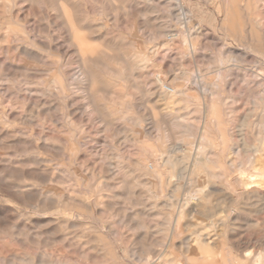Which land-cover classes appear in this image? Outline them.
Segmentation results:
<instances>
[{"label": "rangeland", "instance_id": "rangeland-1", "mask_svg": "<svg viewBox=\"0 0 264 264\" xmlns=\"http://www.w3.org/2000/svg\"><path fill=\"white\" fill-rule=\"evenodd\" d=\"M44 1L39 0L38 1L39 5L38 4L35 5V8L41 6L38 9L39 10H40V8L43 9ZM71 1H72V3H71ZM75 1L77 2L78 0H67L68 3H66V8L69 11H75L74 13H75L76 20H78L77 18L80 15L79 21L83 22V23H80L79 21L76 22L77 31L79 32V34H81V37L83 38V40L85 42H87V44H89L90 46H93L94 48H97L98 52L100 50V52L96 53L95 56L96 57L101 56L100 58H102V57H109V56L115 55V53H110L111 55L109 53H107L105 55V53L103 52V49L107 48L110 45L112 47V44H114L116 42V40L118 42V39H119V42H121V40L122 41L125 40L124 42L128 43V45H126L121 50V53H122L123 57L129 58L131 60V62L135 61L134 63H137L138 66L142 67L143 75H141L139 77V80H138L139 81L138 84L142 90L141 91L135 90L134 84H136V83H134L132 79H130L132 81L128 80L127 84H126V83H123L122 81H120L116 78H112L110 76H106L103 74H101V75L98 74L99 80L101 79L100 81L102 82V86H99L96 88V90L98 89L99 91L98 90L97 91L100 92V93L97 92L96 94H95V90L93 92H92V90L89 91L91 86L89 85L87 87V84H89L88 82H86V81L83 82V81H78V80L74 81V78H76V77H78V79L79 78L81 79L80 69H79L80 67H77V66H79L77 64H80V63H78L79 60L77 59L78 55H77L76 49L72 48L73 44L70 43L72 40L71 41L69 40L71 38L67 34L68 30L64 29L65 27L63 28L62 26H58V27L52 26L54 29L51 27L50 33H49L50 36H49V34L48 33L46 34L44 31V27H45L44 25L45 24L40 23V22L38 23L32 17L28 18L27 21L25 22V24L23 22V25L25 26V30H26V32H28V34L30 33L29 35L31 36L32 41L39 43V45L42 42L44 44V46L46 45V47L48 46L49 49H52L53 54H51V55L48 54L46 56V57H48V59L46 57H45L46 59L42 58L44 60L41 59V63H39L40 68L42 67V69L44 68V70H48V68L50 67L49 70L50 69L54 70V66L52 65L53 60L50 61L51 59H53V55H54V59L56 58V56H58V58H60L59 56H62L61 59H63V57H64V59L62 61H64V60L65 61L63 62L62 67H61V72L63 75L62 74L61 75L55 74L54 77L50 76V80H52V78L53 79L59 78L58 79L59 81L61 80V82H63V83L65 81V83L63 84V85H65L64 88H65V90L68 89V90H66L65 93H63L61 89H58V88H60L58 84H54L55 86L51 87L50 89H49V87L45 88L43 86L45 84L44 81H46V80L49 81V79H48L49 77H47L49 75H47V76H46V74L45 75H38L34 79L31 80V79H27L26 77H23V76L14 75L12 71H9L10 70L9 68L12 66L28 67V66H30V64H31V66H33V63H30L31 61L28 62V58L25 57L22 53H20L19 44H17L19 42H17L18 39L16 37L11 38L9 41L10 44L12 42H14V40L16 41V42L11 44L12 49L9 51V54L6 53L7 52L6 47L8 45L5 44V45L1 46V49H0V117H1L0 118L1 119L0 120V127L4 128L3 127V125H4L5 126V128H4L5 132H2V135H0V141H1L0 142V149L3 148L0 150V174H1L0 178L2 179V181L0 179V264H34V263L35 264H43L45 262L47 264H49V263L50 264H52V263L53 264H141V262L144 261L143 258H145V261L142 264H146V263L147 264H162L163 262L161 263L160 260L155 258V257H158L156 255V253L158 255H162L163 259L166 257L170 258V260H172V264H179L180 263L179 260L183 261V259H184L183 257H185V256H186L184 259L185 261H183L182 264H184V262L185 263L188 262V260L190 262V261H192L193 256L191 257L188 253H184L183 251H181L179 249L180 245L182 243L181 242L182 238L188 237L190 235L192 236L193 234L195 235L196 233L200 234L201 232L203 233V235H205L204 232L208 229V227L205 225H207L208 222L202 223L204 221V219L202 217H197V218L188 219V220L186 219V221L185 220L183 221L184 223L186 222L185 223L186 225L193 223L194 226L191 227L192 230H191V228H189L186 231H184V233L182 235L179 234V232L175 226L176 221H177V215L175 214L176 213V210H175L176 205L175 204H177L179 200H182L185 195H184V191H181V193L178 195V197H174V195L172 193L173 192L172 185L170 187L167 185L168 187H166L165 190H163L161 188L156 172L160 170V172H162V173H165V172L169 173V171L171 170V169H169V167H165V168L160 167L159 163L161 162L160 161L161 152L167 153L166 151H169L171 149V147H173L176 144L177 141L181 140V148H180V151L177 152V154H178L177 157H183L184 156L183 154H185L189 151L192 142H193V144L199 145L201 143L200 138H201L202 133L204 131L203 126L205 125L206 122L210 123V120H209L210 118L206 114V111H207L206 107L209 106V104L210 105L213 104L219 109L223 108L222 110H224V109L230 110V109L236 108L237 115L234 118V120L229 122L230 123L229 125H228L227 121H224V125H226V123H227L226 128L229 129V136H228L229 142L232 140L230 142V144L234 145L235 147L237 145L241 144V138L239 137V134L237 133V126L240 125L238 122L239 117H240V115H242L246 111H247L246 113H248L252 109V105L247 104L248 105L247 106L244 103V101H246V100H244L245 99V93L244 92L246 91L245 86L247 85V82L244 81L245 86L243 85L244 82L243 83L237 82V78H235V77H237L239 71H236L235 68H230V69H228L230 73H228L227 68H224V70H223V68L217 69V67L214 66L215 64H214L213 60L218 59L222 55V52L226 51L225 50L226 45H227V48H229L228 50L231 49L233 51H236L235 53H237V56H239V54L242 55L244 58L246 56L245 61H249V62H247L249 66L251 64L250 63L251 60L254 58L252 60L251 66H256V68L253 69V71H255V72L252 73L253 76L251 73L249 75L252 76L250 78L251 79L253 78V81L256 80V83L260 79V81H259V84H261L260 91L261 92H262V90L264 91V87H262V86H264L263 79L260 77L259 78L256 77L257 76L256 73H263L264 74V52L261 53L262 54L261 55V54L255 53L252 49H247L244 47L245 45L249 44L250 46H248V45L247 46L250 48L256 42L257 45H255V46H261L264 48V24H263L264 23V8L261 7V8L256 9L254 7L256 1H258V0H252V1H250V0H244V1L243 0H180L179 5H175V3H173V2H172V5H170L171 2L168 0H163L164 2L162 0H126V1L124 0V4L122 3L123 0H119V5L117 3V13H116V15L113 14L114 15L113 16V15H108L110 12V9H111L108 6V4H106V5L101 4L97 0H91L92 1L91 3L90 2L88 3V1H86V0L85 1L79 0V2H78L80 4L79 5L78 3L76 4ZM81 1H83L84 4L80 3ZM132 1H135V3L133 2L134 5H133ZM248 1H250V2L248 3ZM253 1H255V2L253 3ZM20 2H22V1L19 0L18 3H20ZM126 2H129L128 3L129 5ZM243 2H244V5H243ZM85 3H86V5H89V6H86ZM73 4H74V6H72ZM81 4H83L84 6ZM94 4L98 5L95 7H96V9L99 7V9H101L102 13L100 12L99 9L96 10L94 6H91ZM137 4H138V6H137ZM250 4L251 5L254 4V5L250 6ZM78 5H79V7H78ZM224 5H226L225 8H224ZM238 5L240 8L238 7ZM240 5H242V6H240ZM257 5H259V3ZM163 6H165L166 8ZM259 6H261V4ZM259 6H257V7H259ZM81 7H82V9L86 8V9H83L86 12H84L81 9ZM93 7H94V10H93ZM134 7L137 9V11L139 13L135 10ZM139 7L142 9L139 10ZM175 7H176V9H175ZM249 7L251 10L246 9ZM69 8H71V9L74 8V9L70 10ZM107 8L108 9L110 8V9L107 10ZM145 8H146V10H145ZM170 8H172V9H170ZM173 8L175 11L173 10ZM253 8H254V10H253ZM14 9H13L14 11L12 12V10L10 11L9 8H7V7H4V8L1 7L0 18L4 19L5 22L7 23L8 18H9L8 22L13 21V20L16 21L17 20L16 17L19 16L20 21H22V18L24 16L28 15V11L31 9V7H29L28 5H26V6L18 5L17 8L15 7ZM24 9H26V10H24ZM77 9L79 11L76 12ZM132 9L135 12L132 11ZM149 9H150V13H149ZM178 9H180V10H178ZM16 11H20V12L17 13ZM94 11L96 12V14H92ZM182 11L185 13V15H187L186 21L184 19L177 18L178 15H180L182 13ZM249 11H251V12H249ZM129 12L132 13V16H133V13L136 15L131 17L133 19L128 21V20H126L128 18V16L126 17V13H129ZM141 12L145 13L146 15L142 14ZM233 12H234V14H236V17L238 19L237 24H235V26L233 27V30L235 29L234 30L235 31L234 36L237 34L239 35V32H240L241 35L243 34L242 38L240 35H239L240 36L239 38H236V36L234 37V36L228 35L225 28L222 27L223 21L226 17L225 15H227V13L233 14ZM243 12H244V14H242V16H243L242 17L241 13H243ZM77 13H79V15ZM103 13H104L103 16L100 15ZM173 13L178 14V15H174ZM11 14L14 18L11 16ZM17 14H20V15H17ZM81 14H82V16H81ZM121 14H123V16H121ZM83 15L86 17H89L90 15L91 16L87 19ZM117 15H119V16H117ZM246 15L249 16L251 19H249V17H247ZM110 16H111V18H110ZM255 16L256 17L259 16L261 18L260 20L261 21L263 20V22L258 23V25H260V26L262 25L261 27L260 26L258 27V25L256 27L257 23H255L252 20V19H254ZM84 18H85V20H84ZM98 18H99V20H98ZM134 18H136L137 23H136V21H132V20H135ZM81 19H82V21H81ZM89 19H90V21H89ZM123 19H125V21ZM93 20H95V21H93ZM15 21H14V23H15ZM127 21L129 23H127ZM130 21L134 22V25L132 23H130ZM180 21H182V22H180ZM248 21H249V23H248ZM78 22L80 23L79 24L80 26H84V27L80 28V26L78 25ZM91 22L93 25H90ZM95 22L97 24H95ZM165 22H167V23H165ZM252 22H254L253 25L255 27L252 24H251L252 26L250 25V23H252ZM135 23H136L137 28H135ZM37 24L38 25L40 24L39 26H41V25L42 26L39 28V26ZM246 24L251 26L249 28L251 30V33H252L250 35V36H252V37H250L251 39H249V33H250L249 32L250 30L248 29L249 26L248 25L246 26ZM26 25H27V27H26ZM158 25H160V26H158ZM87 26H88V28H86ZM93 26H95V27H93ZM147 26L151 30L149 29V31H147L148 30ZM162 26L164 28H159V29L157 28V27H162ZM166 26H167V28H165ZM174 26H175V28H174ZM90 27L93 29H91ZM140 27L143 30H141ZM102 28H104L106 30H104ZM133 28L135 29V31ZM156 28L158 30L157 32L154 31ZM236 28L238 29L237 31H236ZM252 28H253V30H252ZM260 28H261V30H260ZM56 29H58V30L61 29L63 31L59 30V32H58V30H56ZM95 29L96 30L101 29V30H99L97 36L96 35L94 36V33L96 34ZM107 29L108 30L110 29L113 33L110 30L108 31ZM197 29H199V30H197ZM179 30H181V31H179ZM144 31H146V33ZM171 31H173V33H175V34H173ZM199 31H200V33H199ZM38 32H40V33H38ZM51 32H54V33H51ZM161 32L163 35L161 34ZM255 32L258 33V35H256ZM31 33L33 35H31ZM114 33L116 35L112 36V38L117 37L116 39L110 38L111 36L108 37V35H111V34L113 35ZM118 33H119L120 37H119ZM134 33H136L138 35H135ZM168 33H170V35ZM176 33L179 35H177ZM183 33L186 34L185 36H187V35L190 36V37L189 36L187 37V38H189L187 40L189 41V43L191 45L189 43H187L188 44L187 45L186 42L183 40ZM187 33H189V34H187ZM205 33L206 34L208 33V35H206ZM37 34H39V35L37 36ZM91 34H93V35L91 36ZM139 34H140V36H139ZM153 34H155V35H153ZM172 34H173V36H175V35H177V36L175 38H173L171 41V39H169L168 36H171ZM105 35H107V37L109 38V41L107 40L108 38H106L107 41L104 39V37H106ZM160 36H164V38H160ZM197 36H199V39ZM206 36H208V37L206 38ZM259 36L261 37V39ZM38 37H41V38H38ZM42 37L44 38L43 40H42ZM54 37L57 39H55ZM96 37H98V38L96 39ZM254 37L256 39L258 37L259 41H255L256 39ZM92 38L94 39V41ZM127 38H128V40H127ZM159 38L161 40L163 39L162 43H160L161 41ZM34 39H36V40H34ZM90 39H92V40H90ZM98 39H99V41L102 39V40H105L106 42L101 41L99 43V41H96ZM110 39H111V41H110ZM210 39H213L214 41H212ZM238 39H239V43H238V41H235ZM246 40L248 42H246ZM249 40H251V41H249ZM128 41H130L133 46H136V48L137 47H139V48L136 49ZM151 41H153V42H151ZM168 41H169V43H167ZM211 41H212V43H211ZM243 41H244V44H243L244 46L242 45ZM102 42H104V43L102 44ZM142 42L144 44H142ZM206 42L208 45L206 44ZM106 43L108 45L107 47H106ZM109 43H111V44L109 45ZM155 43H157V44L155 45ZM209 43L211 46L209 45ZM49 44H50V46H49ZM136 44H139V46H137ZM167 44H170L171 47H167V46H169ZM62 45L64 48L62 47ZM140 45H141V47H140ZM154 45L158 46V47L161 46V47L156 48ZM221 45L222 46L224 45L225 48H223ZM127 46H129L128 48H132V49H127ZM164 46H166V47H164ZM219 46L221 48H219ZM199 47H201V48H199ZM133 48H135V49H133ZM140 48H142V49H140ZM193 48L195 50H193ZM238 48L240 49V51ZM148 49H151V50H148ZM131 50H133L134 53L131 52ZM153 50H154V52H153ZM192 50L194 52L198 51L196 53V56ZM100 53L103 56L100 55ZM253 53H255V54H253ZM137 54H138V56H136ZM192 54H194V55H192ZM134 56H135V59H133ZM138 57L139 58L143 57V58H142V60L139 59L137 61L136 59H138ZM202 57L203 58L204 57H207V58L210 57V58L208 59L209 61H207V58H204L205 60H201V59H203ZM257 57H258V59H257ZM190 59L193 61H191ZM210 59L212 62L210 61ZM256 60H258V62L261 61L260 62L261 64L263 63L262 65L259 64L262 67H260L258 65V62ZM200 61H202V63H200ZM47 63L51 66L47 65ZM141 63H143V64H141ZM189 63L192 66H190ZM210 63L211 64L213 63L214 65L213 64L211 65ZM9 64H10V66H8ZM64 64H66V65H64ZM205 64H208V66L207 65L205 66ZM201 65H202V67H201ZM203 65L207 69L211 68L212 71L211 70L208 71L206 68L203 67ZM212 66H213V68H212ZM45 67L46 68L48 67V68L46 69ZM166 67L169 68L168 71H167ZM171 68H172V70H171ZM205 69L208 71L209 77L206 76L207 71ZM173 70L178 75L179 85H181L183 89L185 88L184 89L186 91L185 93H187L186 97L182 100V102H180L178 104H170L168 106H166V105L162 106L163 103L162 104L160 103V105H159V103L157 101H155L156 100L155 98H157V95H155V94H157L156 90L160 89V88L162 89V86H163L162 84H164L165 86L167 85L166 87H170V88L175 86V84L171 83V76H169L170 71L172 72ZM218 70H219V72L220 71L221 72L219 73ZM205 71H206V73L204 74ZM210 71L211 72L215 71V73H212L213 75L209 74ZM187 72L191 75V77L189 74L187 75ZM190 72H192V73H190ZM196 72H197V74H196ZM202 72H203L204 76H206V77H204L203 80L200 79L201 80L200 81L198 76ZM232 72L234 74L233 76H235V77L232 76ZM242 72L243 73L239 72V73H241L239 75H242L243 77L248 74L246 71H242ZM161 73L163 74V76L161 75ZM216 73H218V74H216ZM9 74H11V75H9ZM49 74L52 75L51 73H49ZM164 74H165V76H164ZM215 75H216V77H215L216 79L213 78ZM218 75L219 76L222 75V76L219 77ZM43 76H44V78H42ZM73 76H75V77H73ZM167 76L169 77L170 80L169 79L167 80V78H168ZM210 76H211V78H210ZM102 77H104V78H102ZM61 78H64V79H61ZM205 78L206 79L208 78V79L206 80ZM162 80H165V81H162ZM181 80H182V82H180ZM186 80H188V83L186 82ZM204 80H206L208 83L205 82ZM40 82H42L43 85H41ZM75 82H76V84H75ZM156 82H158V83H156ZM168 82H170V83H168ZM185 82H186L187 87L185 86ZM229 82H232V83H229ZM260 82H263V83H260ZM114 83H115V85H114ZM239 83L241 86L239 85ZM156 84H158V86ZM203 84H205V85H203ZM120 85H122V86L124 85V86L122 87ZM125 85L128 88H126ZM133 85H134V87H133ZM159 86H160V88H159ZM54 87H56V88H54ZM79 87H82V88H79ZM83 87H86V89ZM235 87H237V88H235ZM44 88L46 89L45 93L41 92L44 90ZM51 89H52V91H51ZM83 89H84V91H83ZM16 90H18V91H16ZM24 90H26V91H24ZM49 90L52 93L53 92L56 93L58 91V93H56L58 95H56L55 93H54L55 95L51 94V92H49ZM59 91H61V93ZM260 91L258 90L257 93L258 92L260 93ZM47 92H49V93L46 94ZM110 92H111V95H110ZM153 92L155 94H153ZM232 92H233V94H232ZM241 92H242V95H241ZM40 93H41V95H40ZM87 93L90 95H88ZM257 93H254V94H256L255 98L257 97V99H258L260 97V95ZM42 94L43 95L46 94L45 97ZM60 94H61V96H60ZM97 94L100 97L98 96V98H97L96 97ZM144 94H145V96H144ZM52 95H53V98H52ZM196 95H199L201 97L200 104H201L203 112H200V113L194 112L196 110L195 108L200 106V104L197 100L194 101L195 100L194 96H196ZM230 95H233V96H230ZM243 95H244V97H243ZM55 96H57V97H55ZM90 96H91V98L92 97L93 98L90 99ZM224 97H226V98H224ZM235 97H236V99L238 97V99L240 101L238 99H237L238 101L235 100ZM29 98H30V101L27 102L26 100L27 99L29 100ZM38 98L41 100V102L45 101V100L48 102H52V101H55V99H56V101H57V99L61 100V101L57 102L58 104H55V106H54L55 108H53V107L51 108L50 105H45L46 106V109H45L44 108L45 106L40 107L41 103H40V100ZM227 98L230 99L231 101L228 100ZM242 98L244 101L243 100L241 101ZM36 99H37V103H39L38 104L39 106H38V109L36 110V112H39V115H35L33 117L34 119L32 118L33 120L28 119L29 120L28 121L26 119L31 114L30 112H31L32 108H34V109L37 108V106H36L37 103L34 102V100L36 101ZM18 101L20 102V104ZM150 101H151V104H150ZM240 102H241V105H238V103H240ZM33 103H35V105ZM89 104H91V105H89ZM183 104L184 105L186 104V106H183ZM95 105L99 107L100 111H104V108L106 106L111 107L112 111H114V113H115L114 117L108 118L107 120H105L101 116L98 117L99 111L97 112L95 110ZM173 105H174V107H173ZM47 106L49 109H47ZM150 106H153V107H151L152 111L154 113V114L152 113L153 118L150 117L151 116L150 113L152 112V111H150L151 110ZM155 106H156V108H155ZM187 106L190 107L188 111H187V109H188ZM169 107L171 110L169 109ZM183 107L186 108L185 114H184V112H185L184 110L183 111L180 110V108H183ZM41 108L43 109L45 115L43 113H41L42 112ZM50 108L52 110H54L52 114H50L49 112L47 113V111H46V110L52 111V110H50ZM92 108H94V109L92 110ZM143 108H145V109H143ZM159 108L163 111V113ZM173 108H174V110H172ZM237 108H239V109H237ZM177 109H179L180 112L178 111L176 113ZM56 110H57V115L55 113ZM146 110H147V112H146ZM166 110H167V112H166ZM26 111L28 113H26ZM189 111H190V113H189ZM173 112H174V114H173ZM46 113L48 116H46ZM95 113H97V114L95 115ZM159 113H160V115H159ZM164 113H165V115L167 114V116H169L168 119H170V120H172V117H175L174 116L175 113L177 114L176 117H179L181 115H186V117H187L186 124L188 123L190 125L191 129L194 125L192 131H190V132L188 131L187 132L188 134H184L182 129L176 131L177 127H178V129H180V125H178V126L175 125L176 128L174 127V129L172 127H170V130L168 129V132L162 131L163 129L161 131L158 130L157 125L154 124V122L157 121V119L160 120L161 114L164 115ZM171 113L173 114V116ZM24 114H25V116H23ZM188 114H190V115L192 114V115L190 116ZM50 115H52V116H50ZM56 116H57V118H56ZM124 116H126V117H124ZM157 116H158V118H157ZM237 117H238V120H237ZM60 118H63L62 119L63 121L59 122V120H61ZM37 119H39V120L37 121ZM66 119H67V121H66ZM81 119H82V121H81ZM30 120L33 121L31 124H30V122H31ZM151 120L154 122L152 123ZM67 122L70 123V125ZM177 122L181 123L180 120H178ZM232 122H233V124H232ZM104 123L106 125H103ZM6 125H7V128H6ZM71 125H73V126H71ZM153 125H155V126H153ZM216 126H217V124H211L210 128L213 127L211 129L212 130L211 134H212L213 130L216 131V132L214 131L215 133L213 132L214 135L213 134L211 135V139L212 138L215 139V140L214 139H212V140L215 143V152H218L219 150L222 149V139L220 137V134L218 133ZM120 129H121V131H120ZM145 129H146V131H145ZM104 130H105V132H104ZM147 130H150L151 132L152 131L153 132L151 133L150 131H147ZM193 130L195 132L196 131L197 132L195 133V132H193ZM7 131L10 133H7ZM181 132L183 135L181 134ZM192 132L195 134H193ZM163 133H164V135H163ZM169 133H171V134L173 133V135H171ZM175 133L178 134V136L176 135L177 141L175 140L176 139L175 135H174ZM189 133L191 135L193 134V136L190 135L191 137H189ZM215 134H217L216 135L217 137L215 136ZM163 136L166 139L163 138ZM172 136L175 139H172ZM246 136L248 138L247 140L245 139L246 142H248V143L251 142L250 144L254 143L253 142L254 139H253V137L251 138L250 134H248ZM193 137H195V138H193ZM238 137L240 139H238ZM157 139H159V140H157ZM160 139H161V141H160ZM150 140H152V141H150ZM182 140H184V142H182ZM186 140H187V142H186ZM66 141L67 142L69 141V142L67 143ZM27 142H28V144H27ZM165 142H166V145H165L164 149H162L160 146H162V145L164 146ZM17 143L19 145H16ZM31 143H32V145H31ZM65 143H66V145H65ZM35 145H36V147H35ZM166 146L168 148H166ZM25 147L30 152L26 151ZM157 147H158V149H157ZM65 148L66 149L68 148L67 151H65L66 150ZM153 148H155L156 150ZM32 149L33 150L36 149V151H32ZM58 150H61V151L58 152ZM24 153L26 154V156L23 155ZM217 154H219V155L217 156ZM217 154L206 153V156L209 157L210 160H212V161H216L217 163H221L220 165L217 164V165L213 166V169L216 170V171H214V173L216 174V172L219 171V173L216 174L217 176H219L221 174L220 166L225 167L226 165H225V159L221 160V158H225V156H223V154H221V153H217ZM3 155H5V156L3 157ZM27 155H29L31 158L30 157L28 158ZM212 155H214V156H212ZM16 156H17V158H16ZM18 156H21V157H18ZM33 156H37V157H33ZM59 156H61V157H59ZM20 158L22 159L21 162H19V160H21ZM6 159H7V161H6ZM17 159H19V160H17ZM25 159H26V161H24ZM29 159H32V160H29ZM236 159L239 160L238 158L235 157L233 162L236 161ZM34 160H37L39 162L41 161V162L38 163V162H35ZM135 162L136 163L140 162V163H138L139 166L135 165ZM29 163H31V164H29ZM34 163H36V164L34 165ZM24 164L25 165L27 164V165L24 167L23 166ZM38 164H39V166H38ZM40 164H41V166H40ZM148 164H149V169H152L150 171L148 168L147 169L144 168L145 166L148 167ZM188 164L191 165L190 160L187 161V163L185 165V169L188 166H190ZM234 164L236 165L237 161ZM16 165H18V167H16ZM20 165H22V166H20ZM28 165L29 166L32 165L33 167H29ZM140 165H142V167ZM157 167H159V168H157ZM31 168H32V170H31ZM45 168H47V169H45ZM50 168H52V169H50ZM126 168H127V170H126ZM20 170H23L26 173H28L31 170L29 172L30 178L26 179L25 184L29 185L28 183L31 182L30 187H32V188L29 187V192L31 190L32 193H29V196L26 197L25 201L23 198L20 197L19 194H17L15 191L9 189L10 188V182H15V180H16V177L10 178L11 177V176H9L10 173L16 174L17 177H20V175L18 174V172H20ZM129 170H132V173H127ZM45 171H46V173H45ZM105 171H107V172H105ZM138 171H139V173H138ZM143 171H144V173H143ZM152 171H153V173H152ZM47 172H48V174H47ZM50 172L53 173L52 174L53 177H52V175H49ZM136 172H137V174H136ZM168 173H165L164 175H167ZM5 174H6V176H5ZM123 174L126 176H124ZM228 174H229V172H228ZM120 175L121 176L123 175L124 177L123 176L121 177ZM144 175H146L147 177ZM150 175H152V176L155 175V177L154 176L151 177ZM234 175L235 174L233 173V174H230L228 176H234ZM129 176H130V178H128ZM140 176H142V177H140ZM59 177H60V179H59ZM104 177L105 178L107 177L108 179L107 178H106L107 180L103 179ZM109 177L112 181L109 179ZM143 177H146V178H143ZM39 178H40V181L38 182ZM62 178H64V179H62ZM120 178H124V179L127 178L128 180L127 179L124 180V179H120ZM150 178L155 179V181L154 180L152 181ZM167 178H168L167 181H169V183H170V181H171L170 178L169 177H167ZM118 179H120V181ZM6 180H7V182H6ZM116 180H118V181H116ZM134 180L137 181L139 184L137 182H135ZM144 180H145V182H144ZM225 180L226 179L224 177L219 176L218 178L211 179L210 182L211 183H217L218 185H222L224 188ZM103 181L104 182L106 181L107 184H109V185H107L106 182L104 183ZM123 181L125 182L126 185L125 184L123 185V183H122ZM19 182H21V181H19ZM115 182H119V184H117ZM153 182L154 183L157 182L158 184L157 183L154 184ZM147 184H148V188H147ZM130 185H132L134 187V188L132 187L133 188L132 190L134 191L133 193H131L132 192L131 189H130L131 192L129 190H125L127 188H131ZM126 186H128V187H126ZM226 187L227 186H225V188ZM36 188H37V190H36ZM237 188H240V187H237ZM32 189H34V190H32ZM45 189L48 190V193ZM117 189H119V190H117ZM49 190H52L53 192L49 191ZM54 190L55 191L57 190L56 195L55 194L53 195V193H55ZM226 190H228V192L226 191L228 197H230V195H231V198L234 197L235 200H236V198H238V196L235 193H232V192H234V191H232V189L227 187ZM39 191L44 192L46 194V196H47V194L50 193V195H48V196H53V197H55V199L56 198L59 199L58 201H60V202H59V204L57 203L58 206L56 204H53L54 202L51 203V201L49 200L51 205H53L54 207L53 206L51 207L50 203L47 201V204L44 207L45 209H40V210L37 209L38 208L37 207L38 197L37 196L34 197V195H37V193ZM127 191H129V192H127ZM238 191L241 192L242 189L240 188V189H238ZM128 193H130V194L128 195ZM228 193H229V195H228ZM57 194L58 195L60 194V195L58 196ZM99 194L104 196V197H102L104 200L101 198V195H99ZM138 194L141 197H139ZM135 195H138V196H135ZM219 195H221V196H219ZM162 196H163V198H162ZM222 196H223L222 194H218V196H215L214 199H212V200L214 202L213 204H216V205H213L210 203V206L211 207H212V205H213V207L217 206V203H219L221 201L220 200L221 198H218V197H222ZM95 197L98 199H96ZM157 197L158 198L160 197V198L158 199ZM130 198H132V199H130ZM18 199H19V201H18ZM70 199H72V200L70 201ZM99 199H101L100 203L98 202ZM175 199H177V200H175ZM21 200L23 203L20 202ZM146 201H147V203H146ZM168 201H169V204H167ZM62 202L65 204V206ZM240 202L241 201H238L237 204H235V205L233 204L234 210L239 211L243 207V206H239ZM60 204H61V206H59ZM34 205H35V207H34ZM164 205H165V207H164ZM170 205H172V206H170ZM173 205H175V206H173ZM138 206H140V207H138ZM56 207H58V208H56ZM51 208H53V209H51ZM91 208H92V210H91ZM56 209H57V211H56ZM246 209H249V208H246ZM67 210H68V213L66 212ZM145 212H146V214H145ZM240 212H241V210H240ZM12 213H14V214H12ZM20 213H22V214H20ZM137 213H138L139 217L135 216V215H137ZM9 214H10V216H9ZM246 214H247L246 212H241L242 220H240L239 222L237 221L238 216L233 217L234 215H232L233 218H231V220H229L230 225L231 224H237L238 227H241V225L243 224L242 226L244 228L240 229L238 231V233L235 232V234L234 233L219 234V233H215L213 229L211 230V228L208 230V232H207L208 234L206 233V236H211V234H214V233H215V235L219 234V236H221L223 238H225L226 236H230V238L229 237H226L225 239L222 238L223 240H225L224 248L230 249L232 252V255L234 257H236L238 260L244 259V254H245L244 251H246L249 246L250 247L254 246V243H255L254 241L257 239V236H255L253 233H251V231L247 230L248 231L247 232L248 234H247L246 230H244V229H246V224H247L246 218L249 220L253 218V215H250V214L246 215ZM174 215H176V216H174ZM243 215H245L246 217L243 218ZM135 217H137V218H135ZM217 217L219 219L216 218L217 220H215V221L219 222V220L223 219L221 216H217ZM56 220L58 221V223ZM136 220H138V221H136ZM194 220H195V223H194ZM196 224H198V225H196ZM202 224H205V225L203 226ZM64 225H66V227H64ZM202 227H203V229H202ZM171 233L173 234V236ZM239 233H241V234L239 235ZM243 235H244V237H243ZM231 236H232V238H231ZM239 236H241V237H239ZM249 236H251V237L249 238ZM173 237H175V238H173ZM212 237H216V236L213 235ZM236 238L243 239V240H239ZM65 239H66V241H65ZM89 239H91L92 241L90 240V242H89ZM173 239L174 240L176 239L175 240L176 242ZM227 239L230 241H228ZM228 242L233 243V245L236 248L235 247L233 248V245H230V243H228ZM84 245H86V246H84ZM244 245L247 248L244 247ZM170 247H171V250H169ZM95 248H97L98 250L97 249L95 250ZM244 248H245V250H244ZM163 249H165L166 251ZM160 251L161 252L163 251L162 254ZM234 251H235V253H234ZM158 252H160V253H158ZM176 253H177V255H176ZM241 253H242V255H241ZM172 254H173V256H172ZM178 254L181 256H179ZM183 254H185V255H183ZM14 257H16V258H14ZM172 257H176L175 260ZM148 258H149V260H148ZM43 259L46 261H43ZM140 259H142L143 261ZM177 259H179V260H177ZM186 259H188V260H186ZM42 261H43V263H41Z\"/></svg>", "mask_w": 264, "mask_h": 264}, {"label": "bare ground", "instance_id": "bare-ground-1", "mask_svg": "<svg viewBox=\"0 0 264 264\" xmlns=\"http://www.w3.org/2000/svg\"><path fill=\"white\" fill-rule=\"evenodd\" d=\"M18 1L19 0H0V9H1V7H7V8H9V10L11 11L12 10V12L15 10L14 8L16 7L17 8V6L18 5H24V6H26V5H28L29 7H31V9L28 11V15H26V16H24L23 18H22V21H20V17L18 16V17H16V21L15 20H13V21H10V22H8V20H9V18H8V20H7V23L5 22V20L4 19H1L0 18V49H1V46L2 45H5V44H7L8 46L6 47L7 48V52L6 53H8L9 54V51L12 49L11 48V44L12 43H14V42H16L15 40H14V42H12L11 44H10V39L11 38H17L16 40H17V42H19V43H17V44H19V51H20V53H22L25 57H27L28 58V62L29 61H31L30 63H33V66H31V64H30V66H28V67H25V66H12V67H10L9 69V71H12L13 72V74L14 75H19V76H23V77H26L27 79H34L36 76H38V75H45L46 74V76L47 75H49V76H47V77H49L48 79H49V81L48 80H46V81H44L45 82V84L43 85L42 84V82H40V84L41 85H43L45 88L46 87H49V89L51 88V87H53V86H55L54 84H58L59 85V87L60 88H58V89H61L62 90V92L63 93H65L66 92V90H68V89H66L65 90V88H64V86L65 85H63L64 83H65V81H64V83L63 82H61V80L59 81L57 78L56 79H53L52 78V80H50V76H52V77H54L55 76V74H62V72H61V67H62V64H63V62L65 61H62L63 59H64V57H63V59H61V57L62 56H59L60 58H58V56H56V58L54 59V55H53V59H51L50 61H52V65L54 66V70H49V68H48V70H44V68L42 69V67L40 68L39 67V63H41V59L42 58H45L48 54H53V52H52V49H49L48 48V46L46 47V45L44 46V44L41 42L40 43V45H39V43H36V42H34V41H32L31 40V36L28 34V32H26V30H25V26L23 25V22H24V24H25V22L27 21V19L28 18H30V17H32L33 19H35L38 23L40 22V23H43V24H45L44 26V31H45V33L47 34H49L50 33V29H51V27L52 26H62L64 29H66V30H68V32H67V34H68V36H70V38L71 39H69L71 42L70 43H72L73 44V46H72V48H74V49H76V52H77V55H78V60H79V62L78 63H80V64H77V65H79V66H77V67H80L79 69H80V76H81V79L79 80L78 79V77H76V78H74V81L75 80H78V81H83V82H88L89 84H87V87L90 85L91 87H90V90L89 91H91L92 90V92L95 90V94L99 91L98 89V91L96 90V88L97 87H99V86H102V82L99 80V77H98V74H103V75H106V76H110V77H112V78H116V79H118V80H120V81H122L123 83H126L127 84V81L128 80H130V79H132L133 80V82L134 83H136V84H134L135 85V87H134V85H133V87L135 88V90H138V91H141L142 89L140 88V86H139V84H138V80H139V77L141 76V75H143V71H142V67L141 66H138V64L137 63H134V62H131V60L129 59V58H127V57H123V55H122V53H121V50L126 46V45H128V43H126V42H124V41H122L121 40V42H119V39H118V42H117V40H116V42L114 43V44H112V47H111V43H109V45L110 46H108L107 45V43H106V47L107 48H105V49H103V52L105 53V55L107 54V53H115V55H113V56H109V57H102V58H100V57H96L95 56V54L96 53H99L100 52V50H99V52L97 51L98 49L97 48H94L93 46H90L89 44H87V42H85L84 40H83V38L81 37V34H79V32L77 31V27H76V22L77 21H79V13H77L79 16H78V20H76V18H75V11H69V10H67V8H66V3H68L67 2V0H43L44 1V6H43V9L42 8H40V10L38 9L39 7H41V6H39V7H36L35 8V5H39V3H38V1L39 0H21L22 2H20V3H18ZM83 1H85V0H83ZM83 1H81L80 3H83ZM86 1H88V3L90 2H92L91 0H86ZM98 2H100L101 4H108V6L111 8H109L110 9V12H109V14L108 15H113V14H115L116 15V13H117V3H118V5H119V0L117 1V0H97ZM126 1V0H125ZM163 1V0H162ZM168 1H170L169 3H170V5H172V2L173 3H175V5H179L180 4V0H168ZM244 1V0H243ZM250 1H252V0H250ZM250 1H248V3L250 2ZM76 2V1H75ZM79 2V0L76 2V4ZM135 3V1H132V3ZM164 2V1H163ZM255 1H253V3H254ZM27 3V4H26ZM71 3H72V1H71ZM123 4H124V0H123V2H122ZM127 4L129 3V2H126ZM134 3H133V5H134ZM182 3V2H181ZM247 3V4H248ZM259 3V5L261 4V6H259V5H257ZM26 4V5H25ZM79 4V3H78ZM84 4V3H83ZM83 4H81V5H83ZM93 4V3H92ZM96 4V3H95ZM91 5V6H98V5ZM142 4V3H141ZM167 4V3H166ZM246 4V5H247ZM80 5V4H79ZM79 5H78V7H79ZM85 5H86V3H85ZM129 5V4H128ZM169 5V6H170ZM243 5H244V2H243ZM249 5V4H248ZM247 5V6H248ZM254 5V4H253ZM253 5H251L250 4V6H253ZM68 6V5H67ZM72 6H74V4L72 5ZM84 6V5H83ZM86 6H89V5H86ZM124 6V5H123ZM127 6V5H126ZM137 6H138V4H137ZM140 6V5H139ZM240 6H242V5H240ZM257 6H259V7H257ZM94 7H93V10H94ZM142 7V6H141ZM163 7H165V6H163ZM168 7V6H167ZM179 7V6H178ZM226 7V5H224V8ZM238 7H239V5H238ZM244 7V6H243ZM254 7L257 9V8H261V7H263L264 8V0H258V1H256V3H255V5H254ZM125 8V7H124ZM127 8V7H126ZM129 8V7H128ZM135 8V7H134ZM133 8V9H134ZM166 8V7H165ZM232 8V7H231ZM240 8V7H239ZM245 8V7H244ZM262 8V9H263ZM14 9V10H13ZM27 9V8H26ZM26 9H24V10H26ZM70 10H72V9H74V8H69ZM81 9H82V7H81ZM83 9H86V8H83ZM82 9V10H83ZM89 9V8H88ZM95 9H96V7H95ZM97 9H99V7L97 8ZM96 9V10H97ZM108 8H107V10H109ZM132 9V11H134ZM140 9H142V8H140L139 7V10ZM170 9H172V8H170ZM175 9H176V7H175ZM181 9V8H180ZM180 9H178V10H180ZM246 9H249V10H251L250 9V7L249 8H246ZM92 10V11H93ZM100 10V12H101V9H99ZM98 10V11H99ZM135 10L137 11V9L135 8ZM145 10H146V8H145ZM173 10H174V8H173ZM226 10V9H225ZM243 10V9H242ZM253 10H254V8H253ZM3 11V10H2ZM21 11V10H20ZM20 11H16L17 13L18 12H20ZM77 11H79L78 9L76 10V12ZM84 11V10H83ZM82 11V12H83ZM127 11V10H126ZM142 11V10H141ZM175 11V10H174ZM173 11V12H174ZM177 11V10H176ZM185 11V10H184ZM259 11V10H258ZM11 12V13H12ZM15 12V13H16ZM84 12H86V11H84ZM83 12V13H84ZM95 12V11H94ZM92 13V14H96V12L95 13ZM99 12V13H100ZM104 12V11H103ZM135 12V11H134ZM138 12V11H137ZM249 12H251V11H249ZM9 13V12H8ZM81 13V12H80ZM82 13V14H83ZM88 13V12H87ZM102 13V12H101ZM139 13V12H138ZM137 13V14H138ZM142 13V12H141ZM149 13H150V9H149ZM171 13V12H170ZM169 13V14H170ZM10 14V13H9ZM25 14V13H24ZM82 14H81V16H82ZM142 14H145V13H142ZM172 14V13H171ZM174 14V13H173ZM242 14H244V12L243 13H241V16H242ZM17 15H20V14H17ZM100 15H104V13L103 14H100ZM125 15V14H124ZM136 14H134L133 13V16H135ZM140 15V14H139ZM146 15V14H145ZM158 15V14H157ZM174 15H178V14H174ZM248 15V14H247ZM246 15V16H247ZM11 16H12V14H11ZM23 16V15H22ZM84 16V15H83ZM91 16V15H90ZM89 16V17H90ZM114 16V15H113ZM117 16H119V15H117ZM121 16H123V14H121ZM128 16V18L126 19L125 17V19L126 20H131V19H133V18H131V17H133L132 16V13L131 12H129V13H126V17ZM148 16V15H147ZM187 15H185V13L182 11V13L180 14V15H178V17L177 18H181V19H184L185 21L187 20V17H186ZM226 17H225V19H224V21H223V26L222 27H224L225 28V30L227 31V33H228V35H230V36H234V33H235V29L233 30V27L235 26V24H237V21H238V19H237V17H236V14H234V12H233V14L232 13H227V15H225ZM13 17V16H12ZM84 17H86V16H84ZM89 17H86L87 19L89 18ZM243 17V16H242ZM247 17H249V16H247ZM14 18V17H13ZM83 18V17H82ZM110 18H111V16H110ZM222 18V17H221ZM96 19V18H95ZM125 19H123L124 21H125ZM135 20H132V21H136V18H134ZM171 19V18H170ZM249 19H251L250 17H249ZM261 18L259 17V16H255L254 17V19H252L255 23H257L256 24V27H257V25H258V23H261V22H263V20L261 21L260 20ZM3 20V21H2ZM46 20V21H45ZM84 20H85V18H84ZM98 20H99V18H98ZM163 20V19H162ZM177 20V19H176ZM246 20V19H245ZM14 21H15V23H14ZM29 21V20H28ZM81 21H82V19H81ZM87 21V20H86ZM89 21H90V19H89ZM93 21H95V20H93ZM127 21V23H129ZM132 21H130V23H132L133 25H134V22H132ZM143 21V20H142ZM251 21V20H250ZM35 22V21H34ZM46 22V23H45ZM80 22V21H79ZM78 22V25L80 24V23H83V22H80L79 23ZM88 22V21H87ZM116 22V21H115ZM158 22V21H157ZM180 22H182V21H180ZM254 22H252V23H250V25L252 24L253 25V23ZM124 23V22H123ZM126 23V22H125ZM136 23H137V21H136ZM136 23H135V28H137L136 27ZM154 23V22H153ZM165 23H167V22H165ZM248 23H249V21H248ZM27 24V23H26ZM89 24V23H88ZM95 24H97L96 22H95ZM94 24V25H95ZM155 24V23H154ZM169 24V23H168ZM264 24V23H263ZM38 25V24H37ZM40 25V24H39ZM38 25V26H39ZM84 25V24H83ZM90 25H93L92 24V22L90 23ZM100 25V24H99ZM103 25V24H102ZM167 25V24H166ZM179 25V24H178ZM181 25V24H180ZM248 24H246V26H247ZM251 25V26H252ZM42 26V25H41ZM41 26H39V28L41 27ZM80 26V25H79ZM96 26V25H95ZM95 26H93V27H95ZM156 26V25H155ZM158 26H160V25H158ZM249 26V25H248ZM251 26H249L248 27V29L251 27ZM254 26V25H253ZM260 25H258V27H259ZM262 26V25H261ZM260 26V27H261ZM26 27H27V25H26ZM82 27H84V26H80V28H82ZM97 27V26H96ZM104 27V26H103ZM134 27V26H133ZM148 27V26H147ZM255 27V26H254ZM53 28V27H52ZM79 28V27H78ZM86 28H88V26L86 27ZM91 28V27H90ZM89 28V29H90ZM99 28V27H98ZM97 28V29H98ZM101 28V27H100ZM105 28V27H104ZM104 28H102V29H104ZM109 28V27H108ZM143 28V27H142ZM158 29L159 28H164L163 26L162 27H157ZM157 28L154 30V31H158L157 30ZM165 28H167V26L165 27ZM174 28H175V26H174ZM178 28V27H177ZM27 29V28H26ZM54 29V28H53ZM85 29V28H84ZM91 29H93V28H91ZM134 29V28H133ZM140 29H141V27H140ZM148 30L147 31H149V27L147 28ZM170 29V28H169ZM172 29V28H171ZM247 29V30H248ZM259 29V28H258ZM29 30V29H28ZM56 30H58V29H56ZM59 30H61V29H59ZM59 30H58V32H59ZM88 30V29H87ZM99 30H101V29H99ZM99 30H96L95 29V31H96V34L94 33V36L96 35L97 36V34H98V32H99ZM104 30H106V29H104ZM108 30V29H107ZM110 30V29H109ZM108 30V31H109ZM141 30H143V29H141ZM151 30V29H150ZM176 30V29H175ZM183 30V29H182ZM197 30H199V29H197ZM206 30V29H205ZM238 29L236 28V31H237ZM250 30V29H249ZM252 30H253V28H252ZM260 30H261V28H260ZM43 31V30H42ZM53 31V30H52ZM61 31H63V30H61ZM111 31V30H110ZM128 31V30H127ZM134 31H135V29H134ZM174 31V30H173ZM173 31H171L172 33H173ZM179 31H181V30H179ZM204 31V30H203ZM202 31V32H203ZM224 31V30H223ZM241 31V30H240ZM245 31V30H244ZM263 31V30H262ZM35 32V31H34ZM33 32V33H34ZM84 32V31H83ZM102 32V31H101ZM112 32V31H111ZM110 32V33H111ZM139 32V31H138ZM143 32V31H142ZM145 33H146V31H144ZM155 32V33H156ZM167 32V31H166ZM170 32V33H171ZM177 32V31H176ZM195 32V31H194ZM225 32V31H224ZM250 33H249V39H251L250 37H252V36H250L252 33H251V30L249 31ZM260 32V31H259ZM38 33H40V32H38ZM51 33H54V32H51ZM61 33V32H60ZM93 33V32H92ZM104 33V32H103ZM113 33V32H112ZM153 33V32H152ZM170 33H168L169 35H170ZM199 33H200V31H199ZM209 33V32H208ZM208 33L206 34V35H208ZM248 33V32H247ZM246 33V34H247ZM256 33V32H255ZM102 34V33H101ZM135 35H138V34H136V33H134ZM161 34H162V32H161ZM173 34H175V33H173ZM173 34L171 35V36H168V38L169 39H171V41H172V39L173 38H175L177 35H179V34H177V35H175V36H173ZM187 34H189V33H187ZM31 35H33L32 33H31ZM35 35V34H34ZM39 34H37V36H38ZM93 34H91V36H92ZM104 35V34H103ZM114 35H116L115 33L112 35H108V37L109 36H111L110 38H112V36H114ZM118 35H119V33H118ZM153 35H155V34H153ZM163 35V34H162ZM182 35V34H181ZM186 34L185 33H183V40L186 42V44L187 43H189V41L187 40V39H189V38H187L189 35H187V36H185ZM213 35V34H212ZM239 35L241 36V38H242V35L240 34V32H239ZM238 34L237 35H235L236 36V38H239L240 36H239ZM256 35H258V33H256ZM255 35V36H256ZM49 36H50V34H49ZM106 37H104V39L106 40V38H108L107 37V35H105ZM139 36H140V34H139ZM214 36V35H213ZM234 36V37H235ZM238 36V37H237ZM99 37V36H98ZM98 37H96V39L98 38ZM119 37H120V35H119ZM190 37V36H189ZM196 37V36H195ZM198 37V39H199V36H197ZM202 37V36H201ZM204 37V36H203ZM208 36H206V38H207ZM211 37V36H210ZM260 37V36H259ZM34 38V37H33ZM38 38H41V37H38ZM37 38V39H38ZM55 38V37H54ZM117 38V37H116ZM115 37L114 38H112V39H116ZM134 38V37H133ZM139 38V37H138ZM144 38V37H143ZM160 38H164V36H160ZM159 38V39H160ZM193 38V37H192ZM205 38V37H204ZM255 38V37H254ZM44 38L42 37V40H43ZM55 39H57V38H55ZM93 39V38H92ZM92 39H90V40H92ZM121 39V38H120ZM214 39V38H213ZM213 39H210V40H212V41H214ZM216 39V38H215ZM235 39V38H234ZM256 39V38H255ZM260 39H261V37H260ZM34 40H36V39H34ZM105 40H100L99 41V39L98 40H96V41H99V43L101 42V41H105ZM108 41H109V38L107 39ZM106 40V41H107ZM127 40H128V38H127ZM132 40V39H131ZM143 40V39H142ZM146 40V39H145ZM144 40V41H145ZM163 40V39H162ZM162 40L160 39V43H162ZM179 40V39H178ZM206 40V39H205ZM209 40V41H210ZM248 40V39H247ZM246 40V42H248ZM59 41V40H58ZM68 41V40H67ZM93 41H94V39H93ZM105 41V42H106ZM110 41H111V39H110ZM113 41V40H112ZM135 41V40H134ZM155 41V40H154ZM167 41V40H166ZM165 41V42H166ZM212 41H211V43H212ZM217 41V40H216ZM235 41H238V43H239V39L238 40H235ZM245 41V40H244ZM244 41L242 42V45L244 44ZM249 41H251V40H249ZM255 41H259L258 40V37H257V39L255 40ZM39 42V41H38ZM128 42H130V41H128ZM151 42H153V41H151ZM156 42V41H155ZM164 42V43H165ZM104 42H102V44H103ZM159 43V44H160ZM167 43H169V41L167 42ZM192 43V42H191ZM217 43V42H216ZM222 43V42H221ZM241 43V42H240ZM260 43V42H259ZM16 44V43H15ZM43 44V45H42ZM130 44H131V42H130ZM129 44V45H130ZM134 44V43H133ZM142 44H144L143 42H142ZM157 43H155V45H156ZM158 44V45H159ZM185 44V43H184ZM190 44V43H189ZM198 44V43H197ZM202 44V43H201ZM206 44H207V42H206ZM254 44V43H253ZM64 45V44H63ZM63 45H62V47H63ZM69 45V44H68ZM132 45V44H131ZM130 45V46H131ZM137 46H139V44H136ZM148 45V44H147ZM154 45V46H155ZM165 45V44H164ZM167 45H169V46H167V47H171V45L170 44H167ZM188 45V44H187ZM191 45V44H190ZM189 45V46H190ZM208 45V44H207ZM209 45H210V43H209ZM219 45V44H218ZM240 45V44H239ZM248 46H250L249 44H247ZM247 45H243L245 48H247V49H252L255 53H257V54H261V53H263L264 52V48L263 47H261V46H255V45H257L256 44V42H255V44L254 45H252V47H248ZM49 46H50V44H49ZM65 46V45H64ZM103 46V45H102ZM133 46V45H132ZM131 46V47H132ZM204 46V45H203ZM211 46V45H210ZM222 46V45H221ZM255 46V47H254ZM15 47V46H14ZM31 47V48H30ZM129 46H127V49H132V48H128ZM133 47H135L136 48V46H133ZM140 47H141V45H140ZM156 48L158 47V46H155ZM159 47H161V46H159ZM158 47V48H159ZM164 47H166V46H164ZM163 47V48H164ZM223 48H225V46L223 45L222 46ZM241 47V46H240ZM243 47V48H244ZM16 48V47H15ZM64 48V47H63ZM99 48V47H98ZM135 48H133V49H135ZM139 47H137L136 49H138ZM147 48V47H146ZM152 48V47H151ZM155 48V49H156ZM162 48V49H163ZM199 48H201V47H199ZM198 48V49H199ZM217 48V47H216ZM219 48H221L220 46H219ZM35 49V50H34ZM140 49H142V48H140ZM139 49V50H140ZM154 49V48H153ZM197 49V50H198ZM207 49V48H206ZM229 48H227V45H226V48H225V50L226 51H224V52H222V55L218 58V59H214L213 60V62H214V66H216L217 67V69H220V68H223V70H224V68H227V70L228 69H230V68H235L236 69V71H239V72H241V73H243L242 71H246L248 74L247 75H245L244 77L242 76V75H239V74H241V73H239L238 72V75H237V77H235V76H233L234 74H233V72H232V76L233 77H235V78H237V82H247V85L245 86V82L243 83V85L246 87V91L244 92L245 93V99L244 100H246V101H244L243 100V98L241 99V101L243 100L244 101V103H245V105H247V104H250V105H252V109L248 112V113H243L242 115H240V117H239V126H237V133L239 134V137L241 138V144L240 145H237L236 147L234 146V145H232V144H230V142L232 141H230L229 142V138H228V136H229V129H227L226 127H227V123H226V125H224V121H227L228 122V125L230 124L229 122H231L232 120H234V118L236 117V115H237V110H236V108H234V109H230V110H226V109H224V110H222V109H219V108H217L215 105H213V104H209V106H207L206 108H207V111H206V114H207V116L210 118L209 120H210V123L211 124H217V126H216V128H217V130H218V133L220 134V137H221V139H222V149L221 150H219L218 152H215V143L213 142V140L212 139H214V138H212L211 139V135L213 134V132L215 131V130H213V132H212V134H211V129L213 128H210V123L209 122H206L205 123V125L203 126L204 127V131H203V133H202V136H201V143L199 144V145H196V144H193V142H192V144H191V147H190V149H189V151L187 152V153H185V154H183L184 156L183 157H177V152L178 151H180V148H181V140L180 141H177V137H176V135L178 136V134H174L175 135V138H173V136H172V139H175L177 142H176V144L173 146V147H171V149L169 150V151H166L167 153H162L161 151V156H160V167H169V169H171L170 171H169V173L168 172H165V173H168L167 175H164L165 173H162V172H160V170L159 171H155L156 173H157V177H158V180H159V182H160V186H161V188L163 189V190H165V188L166 187H170L171 185H172V188H173V195H174V197H178V195L181 193V191H184V197H183V199L182 200H179L178 201V203L177 204H175L176 205V215H177V221H176V229L178 230V232H179V234L180 235H182L183 233H184V231H186L187 229H189V228H191V227H193L194 226V224L193 223H190V224H185L183 221L185 220L186 221V219L188 220V219H193V218H197V217H202L203 219H204V221L202 222V223H204V222H208L207 223V225H205V224H202L203 226L205 225V226H207L208 227V229L204 232L205 233V235H203V233L201 232L200 234H198V233H196L195 235L193 234L192 236L190 235V236H188V237H183L182 238V243H181V245H180V250L181 251H183L184 253H188L191 257L193 256V259H192V261H190L189 262V260L188 259H186V260H188V262H184V264H264V91L262 90V92L260 91V89H261V84H259V81H260V79H259V81L256 83V80L255 81H253V78L251 79L250 77H252L253 76V72H255V71H253V69L254 68H256V66H251V64H252V60L254 59H252L251 60V64H250V66L248 65V63L247 62H249V61H245V58H246V56H245V58L242 56V55H240L239 54V56H237V53H235L236 51H233V50H228ZM234 49V48H233ZM239 49V48H238ZM148 50H151V49H148ZM160 50V49H159ZM193 50H195L194 48H193ZM192 50V51H193ZM223 50V49H222ZM235 50V49H234ZM4 51V50H3ZM129 51V50H128ZM191 51V52H192ZM239 51H240V49H239ZM243 51V50H242ZM241 51V52H242ZM64 52V51H63ZM72 52V51H71ZM131 52H133L134 53V51L133 50H131ZM150 52V51H149ZM153 52H154V50H153ZM167 52V51H166ZM194 52V51H193ZM198 52V51H197ZM197 52H194L195 53V56H196V53ZM202 52V51H201ZM205 52V51H204ZM245 52V51H244ZM66 53V52H65ZM73 53V52H72ZM71 53V54H72ZM158 53V52H157ZM255 53H253V54H255ZM108 54V55H109ZM136 54V53H135ZM60 55V54H59ZM99 55V54H98ZM100 55H102L101 53H100ZM111 55V54H110ZM122 55V56H121ZM192 55H194V54H192ZM247 55V54H246ZM262 55V54H261ZM20 56V55H19ZM64 56V55H63ZM103 56V55H102ZM136 56H138V54L136 55ZM149 56V55H148ZM200 56V55H199ZM198 56V57H199ZM202 56V55H201ZM76 57V56H75ZM74 57V58H75ZM191 57V56H190ZM194 57V56H193ZM197 57V58H198ZM47 59H48V57H46ZM45 58V59H46ZM51 58V57H50ZM66 58V57H65ZM142 58L143 57H138V59H136L137 61L139 60V59H141L142 60ZM203 58V57H202ZM204 58H207V57H204ZM201 59V60H205V59ZM210 58V57H209ZM209 58H207V61H209L208 59ZM213 58V57H212ZM215 58V57H214ZM133 59H135V56L133 57ZM145 59V58H144ZM193 59V58H192ZM257 59H258V57H257ZM42 60H44V59H42ZM191 60V59H190ZM196 60V59H195ZM261 60V59H260ZM144 61V60H143ZM191 61H193V60H191ZM197 61V60H196ZM199 61V60H198ZM210 61H211V59H210ZM257 62H258V60H256ZM145 62V61H144ZM152 62V61H151ZM179 62V61H178ZM212 62V61H211ZM261 62V61H260ZM260 62H258V65L260 64V65H262ZM43 63V62H42ZM49 63V62H48ZM47 63V65H49ZM150 63V62H149ZM166 63V62H165ZM191 63V62H190ZM190 63H189V65H190ZM194 63V62H193ZM200 63H202V61H200ZM199 63V64H200ZM204 63V62H203ZM17 64V63H16ZM45 64V63H44ZM141 64H143V63H141ZM192 64V63H191ZM209 64V63H208ZM208 64H205V66L207 65L208 66ZM211 64V63H210ZM211 64V65H212ZM254 64V63H253ZM6 65V64H5ZM4 65V66H5ZM46 65V66H47ZM64 65H66V64H64ZM185 65V64H184ZM259 65V66H260ZM8 66H10V64L8 65ZM45 66V65H44ZM49 66H51V65H49ZM52 66V67H53ZM190 66H192V65H190ZM200 66V65H199ZM204 65H203V67L204 68H206ZM258 66V67H259ZM76 67V68H77ZM145 67V66H144ZM201 67H202V65H201ZM200 67V68H201ZM260 67H262V66H260ZM46 68V67H45ZM46 68V69H47ZM167 68V71H168V67H166ZM197 68V67H196ZM199 68V69H200ZM203 68V69H204ZM212 68H213V66H212ZM2 69V68H1ZM145 69V68H144ZM143 69V70H144ZM164 69V68H163ZM202 69V70H203ZM207 69V68H206ZM205 69V70H206ZM259 69V68H258ZM261 69V68H260ZM4 70V69H3ZM165 70V69H164ZM171 70H172V68H171ZM208 71L209 70H211V68L210 69H207ZM206 70V71H207ZM222 70V71H223ZM75 71V70H74ZM194 71V70H193ZM201 71V70H200ZM204 71V70H203ZM206 71L204 72V74L206 73ZM208 71H207V75L206 76H208ZM212 71V70H211ZM209 72V74H212V73H215V71H213V72ZM217 71V70H216ZM232 71V70H231ZM235 71V72H236ZM261 71V70H260ZM153 72V71H152ZM159 72V71H158ZM161 72V71H160ZM218 72H219V70H218ZM221 72V71H220ZM219 72V73H220ZM234 72V73H235ZM49 73H51L52 75H50ZM70 73V72H69ZM172 73V74H171ZM186 73V72H185ZM190 73H192V72H190ZM228 73H230L229 72V70H228ZM227 73V74H228ZM252 74V76H250L249 74ZM156 74V73H155ZM189 73L187 72V75H188ZM194 74V73H193ZM196 74H197V72H196ZM199 74V73H198ZM204 74H203V72L202 73H200L199 74V80L200 79H204V77H206V76H204ZM216 74H218V73H216ZM255 74V73H254ZM257 74V76L256 77H260V78H262L263 79V82H264V74L263 73H256ZM9 75H11V74H9ZM63 75V74H62ZM99 75V76H100ZM150 75V74H149ZM161 75L163 76V74L161 73ZM184 75V74H183ZM190 75V74H189ZM213 75V74H212ZM164 76H165V74H164ZM169 76H171V83L172 84H175V86H171L172 88H170V87H166L164 84H162L163 86H162V89L160 88V86H159V88L160 89H157L156 91V93L157 94H155L154 92H153V94H155V95H157V98H155L156 100L155 101H157L158 103H159V105H160V103L162 104V106H168V105H170V104H178V103H180V102H182V100L186 97V94L187 93H185L186 91L182 88V86L181 85H179V78H178V75L174 72V70L171 72L170 71V75ZM219 76V75H218ZM222 76V75H221ZM221 76H219V77H221ZM231 76V75H230ZM14 77V76H13ZM73 77H75V76H73ZM134 77V78H133ZM168 77V76H167ZM185 77V76H184ZM190 77H191V75H190ZM209 77V76H208ZM216 77V75L213 77V78H215ZM218 77V78H219ZM40 78V77H39ZM42 78H44V76L42 77ZM102 78H104V77H102ZM187 78V77H186ZM210 78H211V76H210ZM229 78V77H228ZM231 78V77H230ZM41 79V78H40ZM61 79H64V78H61ZM72 79V78H71ZM145 79V78H144ZM169 79V77L167 78V80ZM182 79V78H181ZM192 79V78H191ZM206 79V78H205ZM208 79V78H207ZM206 79V80H207ZM216 79V78H215ZM223 79V78H222ZM225 79V78H224ZM256 79V78H255ZM132 80H130V81H132ZM161 80V79H160ZM170 80V79H169ZM206 80H204L205 82H207ZM63 81V80H62ZM73 81V80H72ZM77 81V82H78ZM103 81V80H102ZM141 81V80H140ZM162 81H165V80H162ZM201 81V80H200ZM210 81V80H209ZM234 81V80H233ZM262 81V80H261ZM180 82H182V80L180 81ZM186 82L188 83V80H186ZM186 82H185V86H186ZM235 82V81H234ZM263 82H260V83H263ZM7 83V82H6ZM121 83V82H120ZM119 83V84H120ZM156 83H158V82H156ZM162 83V82H161ZM168 83H170V82H168ZM203 83V82H202ZM208 83V82H207ZM223 83V82H222ZM221 83V84H222ZM225 83V82H224ZM229 83H232V82H229ZM8 84V83H7ZM73 84V83H72ZM75 84H76V82H75ZM79 84V83H78ZM81 84V83H80ZM118 84V83H117ZM116 84V85H117ZM122 84V83H121ZM27 85V84H26ZM35 85V84H34ZM68 85V84H67ZM107 85V84H106ZM114 85H115V83H114ZM157 86H158V84H156ZM189 85V84H188ZM203 85H205V84H203ZM224 85V84H223ZM229 85V84H228ZM239 85H240V83H239ZM238 85V86H239ZM252 85V86H251ZM39 86V85H38ZM72 86V85H71ZM81 86V85H80ZM84 86V85H83ZM108 86V85H107ZM120 86H122V85H120ZM124 86V85H123ZM122 86V87H123ZM170 86V85H169ZM199 86V85H198ZM208 86V85H207ZM206 86V87H207ZM241 86V85H240ZM74 87V86H73ZM106 87V86H105ZM112 87V86H111ZM125 87H126V85H125ZM124 87V88H125ZM137 87V88H136ZM187 87V86H186ZM195 87V86H194ZM262 87H264V86H262ZM44 88V90L43 91H41V92H44L45 93V89ZM54 88H56V87H54ZM68 88V87H67ZM79 88H82V87H79ZM83 88H85L86 89V87H83ZM108 88V87H107ZM126 88H128V87H126ZM131 88V87H130ZM228 88V87H227ZM235 88H237V87H235ZM41 89V88H40ZM48 89V88H47ZM42 90V89H41ZM88 90V89H87ZM103 90V89H102ZM111 90V89H110ZM204 90V89H203ZM206 90V89H205ZM235 90V89H234ZM244 90V89H243ZM260 91V93L258 92L257 93V91ZM16 91H18V90H16ZM24 91H26V90H24ZM51 91H52V89H51ZM50 90H49V92H51ZM83 91H84V89H83ZM215 91V90H214ZM236 91V90H235ZM234 91V92H235ZM242 91V90H241ZM49 92H47L46 94H48ZM60 93H61V91H59ZM68 92V91H67ZM87 92V91H86ZM106 92V91H105ZM109 92V91H108ZM193 92V91H192ZM205 92V91H204ZM207 92V91H206ZM225 92V91H224ZM9 93V92H8ZM7 93V94H8ZM18 93V92H17ZM55 92H51V94H53V95H55L56 93H58V91L54 94ZM85 93V92H84ZM98 93H100V92H98ZM143 93V92H142ZM141 93V94H142ZM223 93V92H222ZM254 93H257V94H259L260 95V97L257 99V97L255 98V95L256 94H254ZM46 94H42L44 97H45V95ZM88 94V93H87ZM86 94V95H87ZM94 94V95H95ZM232 94H233V92H232ZM40 95H41V93H40ZM39 95V96H40ZM53 95H52V98H53ZM56 95H58V94H56ZM63 95V94H62ZM66 95V94H65ZM64 95V96H65ZM88 95H90V94H88ZM92 95V94H91ZM110 95H111V92H110ZM154 95V96H155ZM224 95V94H223ZM241 95H242V92H241ZM5 96V95H4ZM13 96V95H12ZM38 96V97H39ZM60 96H61V94H60ZM98 94L96 95V97L98 98ZM106 96V95H105ZM114 96V95H113ZM144 96H145V94H144ZM225 96V95H224ZM229 96V95H228ZM230 96H233V95H230ZM258 96V95H257ZM31 97V96H30ZM55 97H57V96H55ZM100 97V96H99ZM107 97V96H106ZM243 97H244V95H243ZM20 98V97H19ZM34 98V97H33ZM51 98V99H52ZM60 98V97H59ZM93 98V97H92ZM91 98V96H90V99H92ZM109 98V97H108ZM224 98H226V97H224ZM18 99V98H17ZM32 99V98H31ZM39 99V98H38ZM50 99V100H51ZM55 99V98H54ZM62 99V98H61ZM96 99V98H95ZM94 99V100H95ZM187 99V98H186ZM194 101H198L199 102V104H200V102H201V97L199 96V95H196V96H194ZM228 99V98H227ZM237 99H238V97H237ZM236 99V97H235V100H237ZM40 100V99H39ZM53 100V99H52ZM145 100V99H144ZM228 100H230V99H228ZM239 100V99H238ZM237 100V101H238ZM27 102L28 101H30V98H29V100L27 99L26 100ZM61 100H58L57 99V101H56V99H55V101H52V102H48V101H42L41 102V100H40V103H41V105H40V107H44L45 105H50V107L52 108H55L54 106H55V104H58L57 102H60ZM92 101V100H91ZM231 101V100H230ZM233 101V100H232ZM240 101V100H239ZM12 102V101H11ZM14 102V101H13ZM19 102V101H18ZM33 102V101H32ZM34 102H36L37 103V99H36V101L34 100ZM75 102V101H74ZM77 102V101H76ZM84 102V101H83ZM139 102V101H138ZM144 102V101H143ZM142 102V103H143ZM204 102V101H203ZM206 102V101H205ZM31 103V102H30ZM29 103V104H30ZM157 103V104H158ZM232 103V102H231ZM19 104H20V102H19ZM26 104V103H25ZM34 105H35V103H33ZM39 103H37V108L36 109H34V108H32V110H31V114L28 116V118L26 119V120H28V119H32L35 115H39V112H36V110L38 109V105ZM93 104V103H92ZM146 104V103H145ZM150 104H151V101H150ZM234 104V103H233ZM33 105V106H34ZM75 105V104H74ZM89 105H91V104H89ZM144 105V104H143ZM180 105V104H179ZM232 105V104H231ZM238 105H241V102L240 103H238ZM12 106V105H11ZM19 106V105H18ZM30 106V105H29ZM76 106V105H75ZM100 106V105H99ZM176 106V105H175ZM183 106H186V104L184 105L183 104ZM198 106V105H197ZM248 106V105H247ZM17 107V106H16ZM32 107V106H31ZM30 107V108H31ZM93 107V106H92ZM101 107V106H100ZM146 107V106H145ZM151 107H153V106H150V111H152V108ZM160 107V106H159ZM173 107H174V105H173ZM178 107V106H177ZM239 107V106H238ZM243 107V106H242ZM250 107V106H249ZM13 108V107H12ZM22 108V107H21ZM45 109H46V106L44 107ZM50 108V110H52ZM63 108V107H62ZM142 108V107H141ZM155 108H156V106H155ZM166 108V107H165ZM168 108V107H167ZM187 111L189 110V106H187ZM198 108V109H197ZM197 108H195L196 110L194 111L195 113L196 112H198V113H200V112H203V110H202V107H201V104H200V106H198ZM240 108V107H239ZM239 108H237V109H239ZM247 108V107H246ZM5 109V108H4ZM42 109V108H41ZM47 109H49L48 108V106H47ZM94 108H92V110H93ZM143 109H145V108H143ZM160 109V108H159ZM158 109V110H159ZM169 109H170V107H169ZM185 107H183V108H180V110H184L185 111ZM244 109V108H243ZM242 109V110H243ZM95 110L98 112L99 111V116L98 117H103L105 120H107L108 118H111V117H114V115H115V113H114V111H112V108L111 107H105L104 108V111H100L99 110V107L98 106H96L95 105ZM141 110V109H140ZM154 110V109H153ZM161 110V109H160ZM171 110V109H170ZM172 110H174V108L172 109ZM205 110V109H204ZM28 111V110H27ZM26 111V113H28ZM41 111V110H40ZM47 111V113L49 112L50 114H52L53 113V111L54 110H52V111H48V110H46ZM65 111V110H64ZM155 111V110H154ZM162 111V110H161ZM179 111V109H177V111H176V113ZM244 111V110H243ZM93 112V111H92ZM146 112H147V110H146ZM160 112V111H159ZM166 112H167V110H166ZM172 112V111H171ZM180 112V111H179ZM240 112V111H239ZM25 113V114H26ZM41 113H43L44 115H45V113H44V111H43V109H42V112ZM47 113H46V116H48L47 115ZM56 115H57V110H56ZM61 113V112H60ZM59 113V114H60ZM66 113V112H65ZM152 113H153V111L150 113L151 114V116L150 117H152ZM162 113H163V111H162ZM175 113V117H172L173 116V114H174V112H173V114H172V120H170V119H168V117L169 116H167V114L165 115V113H164V115L163 114H161V119L159 120V119H157V121H152V123L154 122V124H156L157 125V129L158 130H162V131H165V132H168V129L170 130V127H172L173 129H174V127H175V125L176 126H178V125H180V129H178V127L176 128L177 130L176 131H178V130H183V133L184 134H188L187 132L189 131H192V129H193V127H194V125H193V127H192V129H191V127H190V125L187 123L186 124V121H187V117H186V115H181V116H179V117H176V114ZM182 113V112H181ZM186 113V111L184 112V114ZM188 113V112H187ZM189 113H190V111H189ZM23 114V113H22ZM25 114L23 115V116H25ZM42 114V115H43ZM97 113H95V115H96ZM154 114V113H153ZM183 114V113H182ZM240 114V113H239ZM4 115V114H3ZM17 115V114H16ZM28 115V114H27ZM41 115V114H40ZM55 115V114H54ZM65 115V114H64ZM75 115V114H74ZM159 115H160V113H159ZM188 115H190V114H188ZM192 115V114H191ZM190 115V116H191ZM22 116V115H21ZM22 116V117H23ZM50 116H52V115H50ZM61 116V115H60ZM16 117V116H15ZM65 117V116H64ZM75 117V116H74ZM124 117H126V116H124ZM155 117V116H154ZM189 117V116H188ZM1 118V117H0ZM55 118V117H54ZM56 118H57V116H56ZM66 118V117H65ZM64 118V119H65ZM140 118V117H139ZM148 118V117H147ZM153 118V117H152ZM157 118H158V116H157ZM207 118V117H206ZM16 119V118H15ZM34 119V118H33ZM32 119V120H33ZM36 119V118H35ZM61 120H59V122L60 121H63L62 119L63 118H60ZM101 119V118H100ZM144 119V118H143ZM151 119V118H150ZM1 120V119H0ZM6 120V119H5ZM14 120V119H13ZM39 119H37V121H38ZM178 120H180V122L182 123H178L177 121ZM237 120H238V117H237ZM20 121V120H19ZM29 121V120H28ZM31 121V120H30ZM58 121V120H57ZM65 121V120H64ZM66 121H67V119H66ZM81 121H82V119H81ZM137 121V120H136ZM33 121H31L30 122V124L32 123ZM198 122V121H197ZM202 122V121H201ZM25 123V122H24ZM68 123V122H67ZM192 123V122H191ZM45 124V123H44ZM65 124V123H64ZM69 125H70V123H68ZM86 124V123H85ZM232 124H233V122H232ZM27 125V124H26ZM35 125V124H34ZM103 125H106L105 123L103 124ZM129 125V124H128ZM192 125V124H191ZM67 126V125H66ZM71 126H73V125H71ZM153 126H155V125H153ZM3 127L5 128V126L3 125ZM94 127V126H93ZM105 127V126H104ZM4 128H1L0 127V135H2V132H5V129ZM6 128H7V125H6ZM101 128V127H100ZM106 128V127H105ZM111 128V127H110ZM137 128V127H136ZM149 128V127H148ZM154 128V127H153ZM229 128V127H228ZM17 129V128H16ZM72 129V128H71ZM91 129V128H90ZM156 129V128H155ZM156 129V130H157ZM69 130V129H68ZM106 130V129H105ZM105 130H104V132H105ZM116 130V129H115ZM151 130V129H150ZM150 130H147V131H150ZM154 130V129H153ZM155 130V131H156ZM195 130V129H194ZM193 130V132H195ZM10 131V130H9ZM74 131V130H73ZM91 131V130H90ZM102 131V130H101ZM120 131H121V129H120ZM145 131H146V129H145ZM119 132V131H118ZM151 132V131H150ZM153 132V131H152ZM151 132V133H152ZM192 132V133H193ZM197 132V131H196ZM195 132V133H196ZM216 132V131H215ZM214 132V133H215ZM7 133H10V132H8L7 131ZM123 133V132H122ZM150 133V134H151ZM174 133V132H173ZM173 133L171 134V133H169V134H171V135H173ZM195 133H193V134H195ZM217 133V134H218ZM236 133V134H237ZM101 134V133H100ZM105 134V133H104ZM166 134V133H165ZM168 134V133H167ZM181 134H182V132H181ZM193 134L191 135L190 133H189V137H191V136H193ZM217 134H215V136L217 135ZM248 134H250V136H251V138L253 137V142L254 143H252V144H250V143H248V142H246V140L248 139L247 138V136L246 135H248ZM4 135V134H3ZM76 135V134H75ZM97 135V134H96ZM103 135V134H102ZM155 135V134H154ZM163 135H164V133H163ZM183 135V134H182ZM191 135V136H190ZM200 135V134H199ZM214 135V134H213ZM8 136V135H7ZM77 136V135H76ZM170 136V135H169ZM197 136V135H196ZM21 137V136H20ZM31 137V136H30ZM128 137V136H127ZM217 137V136H216ZM238 137V139H240ZM6 138V137H5ZM13 138V137H12ZM26 138V137H25ZM58 138V137H57ZM106 138V137H105ZM163 138H165L164 136H163ZM185 138V137H184ZM193 138H195V137H193ZM4 139V138H3ZM60 139V138H59ZM166 139V138H165ZM183 139V138H182ZM188 139V138H187ZM232 139V138H231ZM246 139V140H245ZM29 140V139H28ZM77 140V139H76ZM157 140H159V139H157ZM174 140V141H175ZM192 140V139H191ZM215 140V139H214ZM218 140V139H217ZM20 141V140H19ZM80 141V140H79ZM150 141H152V140H150ZM149 141V142H150ZM160 141H161V139H160ZM193 141V140H192ZM1 142V141H0ZM67 142V141H66ZM69 142V141H68ZM67 142V143H68ZM182 142H184V140H182ZM186 142H187V140H186ZM219 142V141H218ZM164 143V142H163ZM240 143V142H239ZM23 144V143H22ZM27 144H28V142H27ZM26 144V145H27ZM34 144V143H33ZM79 144V143H78ZM217 144V143H216ZM234 144V143H233ZM5 145V144H4ZM16 145H19L18 143L16 144ZM31 145H32V143H31ZM65 145H66V143H65ZM102 145V144H101ZM162 145V144H161ZM165 145H166V142H165V144H164V146L162 147V146H160L162 149H164V147H165ZM168 145V144H167ZM42 146V145H41ZM99 146V145H98ZM106 146V145H105ZM158 146V147H159ZM8 147V146H7ZM12 147V146H11ZM22 147V146H21ZM34 147V146H33ZM32 147V148H33ZM35 147H36V145H35ZM158 147H157V149H158ZM219 147V146H218ZM24 148V147H23ZM29 148V147H28ZM69 148V147H68ZM67 148V149H68ZM166 148H168L167 146H166ZM1 149H3V148H1ZM0 149V150H1ZM34 149V148H33ZM32 149V151H36V149L35 150H33ZM66 149V148H65ZM67 149L65 150V151H67ZM70 149V148H69ZM153 149H155V148H153ZM5 150V149H4ZM25 150L26 151H29V150H27L26 149V147H25ZM51 150V149H50ZM156 150V149H155ZM61 150H58V152H60ZM30 152V151H29ZM28 152V153H29ZM164 152V151H163ZM8 153V152H7ZM11 153V152H10ZM26 153V152H25ZM23 154V155H25L26 156V154ZM69 153V152H68ZM81 153V152H80ZM195 153V154H194ZM206 153H213V154H217V153H221V154H223V156H225V158H221V160L222 159H225V167H221L220 166V168H221V174L219 175V176H222V177H224L226 180H225V186H227V187H229L230 189H232V191H234V192H232V193H235L237 196H238V198H236V200L234 199V197H232L231 198V195H230V197H228L227 196V192H228V190H226V188H225V186H224V188H223V186L222 185H218L217 183H211L210 182V180L211 179H215V178H218L219 176H217L216 174L217 173H219V171L218 172H216V174L214 173V171H216V170H214L213 169V166H215V165H217V164H221V163H217L216 161H212V160H210V158L209 157H207L206 156ZM5 154V153H4ZM31 154V153H30ZM35 154V153H34ZM98 154V153H97ZM150 154V153H149ZM159 154V153H158ZM6 155V154H5ZM5 155H3V157L5 156ZM22 155V156H23ZM70 155V154H69ZM75 155V154H74ZM73 155V156H74ZM219 154H217V156H218ZM10 156V155H9ZM13 156V155H12ZM49 156V155H48ZM71 156V155H70ZM210 156V155H209ZM212 156H214V155H212ZM222 156V157H223ZM7 157V156H6ZM14 157V156H13ZM18 157H21V156H18ZM27 157L29 158L30 156L29 155H27ZM33 157H37V156H33ZM59 157H61V156H59ZM211 157V156H210ZM216 157V156H215ZM238 158L239 160H237L236 159V161H237V164L235 165L234 163H236V161H234L233 162V160H234V158ZM16 158H17V156H16ZM31 158V157H30ZM40 158V157H39ZM159 158V157H158ZM21 159V158H20ZM37 159V158H36ZM41 159V158H40ZM14 160V159H13ZM17 160H19V159H17ZM29 160H32V159H29ZM69 160V159H68ZM84 160V159H83ZM191 161V165L190 164H188V165H190V166H188L186 169H185V165H186V163H187V161ZM217 160V159H216ZM6 161H7V159H6ZM22 161V159L21 160H19V162H21ZM24 161H26V159L24 160ZM35 162H38V163H40L39 161H37V160H34ZM73 161V160H72ZM89 161V160H88ZM113 161V160H112ZM133 161V160H132ZM136 161V160H135ZM148 161V160H147ZM31 162V161H30ZM46 162V161H45ZM44 162V163H45ZM94 162V161H93ZM49 163V162H48ZM89 163V162H88ZM101 163V162H100ZM122 163V162H121ZM138 163H140V162H138ZM138 163H136L135 162V165H138ZM29 164H31V163H29ZM36 163H34V165H35ZM145 164V163H144ZM27 165V164H26ZM25 164L23 165L24 167L26 166ZM69 165V164H68ZM71 165V164H70ZM73 165V164H72ZM102 165V164H101ZM8 166V165H7ZM20 166H22V165H20ZM19 166V167H20ZM29 166V165H28ZM38 166H39V164H38ZM40 166H41V164H40ZM52 166V165H51ZM139 166V165H138ZM141 167H142V165H140ZM144 166V165H143ZM159 166V165H158ZM16 167H18V165H16ZM29 167H33L32 165H30ZM48 167V166H47ZM27 168V167H26ZM108 168V167H107ZM118 168V167H117ZM138 168V167H137ZM145 169H149V164H148V167H144ZM143 168V169H144ZM157 168H159V167H157ZM30 169V168H29ZM45 169H47V168H45ZM50 169H52V168H50ZM74 169V168H73ZM105 169V168H104ZM131 169V168H130ZM161 169V168H160ZM31 170H32V168H31ZM30 170V171H31ZM42 170V169H41ZM49 170V169H48ZM122 170V169H121ZM125 170V169H124ZM123 170V171H124ZM126 170H127V168H126ZM150 170H152V169H149V171ZM11 171V170H10ZM17 171V170H16ZM29 171V172H30ZM142 171V170H141ZM165 171V170H164ZM28 172V171H27ZM29 172L28 173H26L25 171H23V170H20V172H18V174L20 175V177H17L16 176V174H11L10 173V175L9 176H11L10 178H12V177H16V180H15V182H10V188L9 189H11V190H13V191H15L17 194H19L20 195V197L21 198H23L24 199V201H25V199H26V197H28L29 196V193H32V191L30 190V192H29V187L31 186L30 185V183L31 182H29L28 184L29 185H27V184H25L26 183V179H29L30 178V175H29ZM33 172V171H32ZM36 172V171H35ZM54 172V171H53ZM105 172H107V171H105ZM228 172H229V174H228ZM6 173V172H5ZM38 173V172H37ZM45 173H46V171H45ZM51 173V174H50ZM49 173V175H52L53 173L52 172H50ZM109 173V172H108ZM125 173V172H124ZM127 173H132V170H129ZM138 173H139V171H138ZM143 173H144V171H143ZM152 173H153V171H152ZM155 173V174H156ZM235 174L234 176H228V175H230V174ZM47 174H48V172H47ZM101 174V173H100ZM119 174V173H118ZM126 174V173H125ZM136 174H137V172H136ZM142 174V173H141ZM149 174V173H148ZM4 175V174H3ZM33 175V174H32ZM43 175V174H42ZM108 175V174H107ZM117 175V174H116ZM124 175V174H123ZM122 175V176H123ZM128 175V174H127ZM5 176H6V174H5ZM8 176V177H9ZM109 176V175H108ZM114 176V175H113ZM121 176V175H120ZM121 176V177H122ZM124 176H126V175H124ZM123 176V177H124ZM131 176V175H130ZM130 176L128 177V178H130ZM144 176H146V175H144ZM151 177H155V175H150ZM0 177H1V174H0ZM52 177H53V175H52ZM102 177V176H101ZM117 177V176H116ZM115 177V178H116ZM140 177H142V176H140ZM147 177V176H146ZM146 177H143V178H146ZM167 177H169L170 178V183H169V181H167ZM107 178V177H106ZM105 177L103 178V179H106ZM114 178V177H113ZM1 179V178H0ZM43 179V178H42ZM51 179V178H50ZM59 179H60V177H59ZM62 179H64V178H62ZM108 179V178H107ZM106 179V180H107ZM109 179H110V177H109ZM120 179H124V178H120ZM120 179H118L119 181H120ZM127 179V178H126ZM126 179H124V180H126ZM133 179V178H132ZM135 179V178H134ZM151 179V178H150ZM8 180V179H7ZM7 180H6V182H7ZM12 180V179H11ZM32 180V179H31ZM55 180V179H54ZM102 180V179H101ZM111 180V179H110ZM118 180H116V181H118ZM128 180V179H127ZM137 180V179H136ZM152 181L154 180L155 181V179H151ZM1 181H2V179H1ZM19 181H21V182H19ZM40 181V178L38 179V182ZM46 181V180H45ZM85 181V180H84ZM87 181V180H86ZM112 181V180H111ZM135 181V180H134ZM138 181V180H137ZM137 181H135V182H137ZM151 181V182H152ZM224 181V180H223ZM23 182V183H22ZM34 182V181H33ZM104 182V181H103ZM102 182V183H103ZM106 182V181H105ZM104 182V183H105ZM129 182V181H128ZM134 182V183H135ZM140 182V181H139ZM144 182H145V180H144ZM158 182V181H157ZM157 182H155V183H157ZM222 182V181H221ZM114 183V182H113ZM115 183H117V184H119V182H115ZM123 183V185L125 184V182L123 181L122 182ZM138 183V182H137ZM154 183V182H153ZM152 183V184H153ZM154 183V184H155ZM219 183V182H218ZM106 184H107V182H106ZM130 184V183H129ZM139 184V183H138ZM158 184V183H157ZM221 184V183H220ZM107 185H109V184H107ZM121 185V184H120ZM126 185V184H125ZM168 185V186H167ZM89 186V185H88ZM131 186V188H127V189H125V190H129L130 192H131V190L134 188L132 185H130ZM9 187V186H8ZM110 187V186H109ZM124 187V186H123ZM126 187H128V186H126ZM133 187V188H132ZM237 187H240L241 189H242V191L241 192H239L238 191V189H240V188H237ZM30 188H32V187H30ZM38 188V187H37ZM37 188H36V190H37ZM44 188V187H43ZM125 188V187H124ZM147 188H148V184H147ZM171 188V189H172ZM131 189V190H130ZM32 190H34V189H32ZM44 190V189H43ZM46 190V189H45ZM84 190V189H83ZM117 190H119V189H117ZM47 191V193H48V190H46ZM49 191H52V190H49ZM57 191V190H56ZM56 191L54 190V192L55 193H53V195L55 194L56 195ZM129 191H127V192H129ZM172 191V190H171ZM227 191V192H226ZM37 192V191H36ZM53 192V191H52ZM134 191L132 190V192L131 193H133ZM167 192V191H166ZM99 193V192H98ZM97 193V194H98ZM104 193V192H103ZM117 193V192H116ZM168 193V192H167ZM166 193V194H167ZM81 194V193H80ZM86 194V193H85ZM130 193H128V195H129ZM162 194V193H161ZM218 194H222L223 196L222 197H218V198H221L220 200V202L219 203H217V206H215V207H213V205H216V204H213L214 202H213V200L212 199H214V197L215 196H218ZM48 195H50V193L49 194H47V196H46V194L44 193V192H38L37 193V195H34V197L35 196H37L38 197V204H37V209H45L44 207L46 206V204H47V201L49 202V200L51 201V203H53V204H56L57 205V203L59 204V202L60 201H58L59 199H55V197H53V196H48ZM52 195V194H51ZM58 195V194H57ZM60 195V194H59ZM58 195V196H59ZM99 195H101V194H99ZM139 195V194H138ZM138 195H135V196H138ZM228 195H229V193H228ZM97 196V195H96ZM108 196V195H107ZM156 196V195H155ZM219 196H221V195H219ZM233 196V195H232ZM18 197V196H17ZM62 197V196H61ZM98 197V196H97ZM102 197H104L103 195H101V198ZM139 197H141L140 195H139ZM161 197V196H160ZM159 197V198H160ZM167 197V196H166ZM96 198V197H95ZM126 198V197H125ZM124 198V199H125ZM151 198V197H150ZM158 198V197H157ZM158 198V199H159ZM162 198H163V196H162ZM217 198V197H216ZM217 198V199H218ZM96 199H98V198H96ZM103 199V198H102ZM113 199V198H112ZM115 199V198H114ZM121 199V198H120ZM130 199H132V198H130ZM143 199V198H142ZM152 199V198H151ZM240 199V200H239ZM67 200V199H66ZM72 199H70V201H71ZM100 200L101 199H99V203H100ZM104 200V199H103ZM175 200H177V199H175ZM18 201H19V199H18ZM75 201V200H74ZM92 201V200H91ZM170 201V200H169ZM169 201H168V203L167 204H169ZM212 201V202H211ZM238 201H241L240 202V205L239 206H243L240 210H241V212H246L248 215L250 214V215H253V218L252 219H247L246 218V229H244V230H246V233L248 232V231H251V233H253L255 236H257V239L254 241L255 243H254V246H249L248 248L244 245V247H246L247 248V250L246 251H244L245 252V254H244V259L243 260H238L236 257H234L233 255H232V252H231V250L230 249H225L224 248V244H225V240H223V239H225L226 237H229L230 238V236H226L225 238H223V237H221V236H219V234H229V233H234L235 234V232H237L238 233V231L240 230V229H242V228H244L241 224V227H238V225L237 224H229V220H231V218H233V217H235V216H238V219H237V221L239 222L240 220H242V216H241V212H240V210L239 211H236V210H234L233 209V204L235 205V204H237V202ZM21 203H23L22 202V200L20 201ZM33 202V201H32ZM36 202V201H35ZM171 202V201H170ZM175 202V201H174ZM50 203V202H49ZM48 203V204H49ZM51 203H50V206L52 207L53 205H51ZM63 203V202H62ZM61 203V204H62ZM146 203H147V201H146ZM210 203L211 204H213L212 205V207L210 206ZM28 204V203H27ZM34 204V203H33ZM61 204L59 205V206H61ZM64 204V203H63ZM165 204V203H164ZM239 204V203H238ZM55 205V206H56ZM81 205V204H80ZM166 205V204H165ZM165 205H164V207H165ZM175 205H173V206H175ZM58 206V205H57ZM64 206H65V204H64ZM85 206V205H84ZM161 206V205H160ZM167 206V205H166ZM170 206H172V205H170ZM31 207V206H30ZM34 207H35V205H34ZM54 207V206H53ZM83 207V206H82ZM138 207H140V206H138ZM163 207V208H164ZM168 207V206H167ZM56 208H58V207H56ZM89 208V207H88ZM171 208V207H170ZM237 208V207H236ZM246 208H249V209H246ZM36 209V208H35ZM51 209H53V208H51ZM55 209V208H54ZM67 209V208H66ZM151 209V208H150ZM168 209V208H167ZM172 209V208H171ZM16 210V209H15ZM14 210V211H15ZM91 210H92V208H91ZM147 210V209H146ZM145 210V211H146ZM238 210V209H237ZM56 211H57V209H56ZM142 211V210H141ZM152 211V210H151ZM154 211V210H153ZM67 213H68V210L66 211ZM73 212V211H72ZM175 212V211H174ZM7 213V212H6ZM16 213V212H15ZM19 213V212H18ZM85 213V212H84ZM100 213V212H99ZM134 213V212H133ZM12 214H14V213H12ZM20 214H22V213H20ZM145 214H146V212H145ZM243 214V213H242ZM246 214V215H247ZM143 215V214H142ZM154 215V214H153ZM176 215H174V216H176ZM232 215H234L233 217H232ZM9 216H10V214H9ZM18 216V215H17ZM25 216V215H24ZM76 216V215H75ZM135 216H138V213H137V215H135ZM217 216H221L223 219L222 220H219V222L218 221H215V220H217L216 218H218ZM70 217V216H69ZM132 217V216H131ZM139 217V216H138ZM156 217V216H155ZM244 217H246L245 215H243V218ZM5 218V217H4ZM135 218H137V217H135ZM173 218V217H172ZM176 218V217H175ZM219 219V218H218ZM235 219V218H234ZM132 220V219H131ZM173 220V219H172ZM57 221V220H56ZM136 221H138V220H136ZM243 222V221H242ZM57 223H58V221H57ZM61 223V222H60ZM174 223V222H173ZM184 223V224H183ZM188 223V222H187ZM194 223H195V220H194ZM237 223V222H236ZM37 224V223H36ZM43 224V223H42ZM10 225V224H9ZM70 225V224H69ZM185 225V226H184ZM196 225H198V224H196ZM60 226V225H59ZM42 227V226H41ZM64 227H66V225H64ZM68 227V226H67ZM78 227V226H77ZM134 227V226H133ZM186 227V228H185ZM74 228V227H73ZM174 228V227H173ZM185 228V229H184ZM205 228V227H204ZM211 228V230L213 229L214 230V232L215 233H219V234H216L215 235V233L214 234H211V236H206V233L208 232V230ZM26 229V228H25ZM40 229V228H39ZM58 229V228H57ZM106 229V228H105ZM202 229H203V227H202ZM107 230V229H106ZM175 230V229H174ZM191 230H192V228H191ZM196 230V229H195ZM248 230V231H247ZM33 232V231H32ZM172 232V231H171ZM195 232V231H194ZM210 232V231H209ZM241 232V231H240ZM76 233V232H75ZM79 233V232H78ZM173 233V232H172ZM171 233V234H172ZM213 233V232H212ZM95 234V233H94ZM100 234V233H99ZM131 234V233H130ZM176 234V233H175ZM208 234V233H207ZM241 233H239V235H240ZM245 234V233H244ZM248 234V233H247ZM246 234V235H247ZM93 235V234H92ZM177 235V234H176ZM216 236V237H212V236ZM146 236V235H145ZM172 236H173V234H172ZM179 236V235H178ZM180 237V236H179ZM238 237V236H237ZM239 237H241V236H239ZM243 237H244V235H243ZM251 236H249V238H250ZM173 238H175V237H173ZM223 238V239H222ZM231 238H232V236H231ZM246 238V237H245ZM248 238V239H249ZM63 239V238H62ZM144 239V238H143ZM148 239V238H147ZM172 239V238H171ZM236 239H239V238H236ZM253 239V238H252ZM90 240L91 239H89V242H90ZM140 240V239H139ZM174 240V239H173ZM176 240V239H175ZM174 240V241H175ZM228 240V239H227ZM235 240V239H234ZM239 240H243V239H239ZM254 240V239H253ZM65 241H66V239H65ZM92 241V240H91ZM228 241H230V240H228ZM246 241V240H245ZM251 241V240H250ZM63 242V241H62ZM176 242V241H175ZM239 242V241H238ZM249 242V241H248ZM20 243V242H19ZM173 243V242H172ZM228 243H230V242H228ZM237 243V242H236ZM245 243V242H244ZM247 243V242H246ZM250 243V242H249ZM89 244V243H88ZM95 244V243H94ZM235 244V243H234ZM178 245V244H177ZM230 245H233V243H230ZM77 246V245H76ZM84 246H86V245H84ZM103 246V245H102ZM160 246V245H159ZM174 246V245H173ZM238 246V245H237ZM242 246V245H241ZM230 247V246H229ZM228 247V248H229ZM235 246L233 245V248H234ZM240 247V246H239ZM243 247V246H242ZM108 248V247H107ZM236 248V247H235ZM97 248H95V250H96ZM240 249V248H239ZM243 249V248H242ZM98 250V249H97ZM163 250H165V249H163ZM169 250H171V247H170V249ZM176 250V249H175ZM238 250V249H237ZM244 250H245V248H244ZM166 251V250H165ZM241 251V250H240ZM155 252V251H154ZM161 252V251H160ZM160 252H158V253H160ZM163 252V251H162ZM162 252H161V254H162ZM242 252V251H241ZM165 253V252H164ZM180 253V252H179ZM234 253H235V251H234ZM238 253V252H237ZM156 255L158 256V257H155L156 259H158V260H160L161 261V263L162 264H172V260H170V258H162L163 256L162 255H158L157 253H156ZM164 255V254H163ZM169 255V254H168ZM176 255H177V253H176ZM179 255V254H178ZM183 255H185V254H183ZM237 255V254H236ZM235 255V256H236ZM241 255H242V253H241ZM43 256V255H42ZM170 256V255H169ZM172 256H173V254H172ZM175 256V255H174ZM179 256H181V255H179ZM178 256V257H179ZM183 257V256H182ZM186 257V256H185ZM185 257H183L184 259H185ZM243 257V256H242ZM14 258H16V257H14ZM112 258V257H111ZM174 260H175V258L176 257H172ZM182 258V259H183ZM135 259V258H134ZM144 259V261H145V258H143ZM183 259V261H185ZM140 260H142V259H140ZM148 260H149V258H148ZM177 260H179V259H177ZM43 261H46V260H44L43 259ZM43 261L41 262V263H43ZM94 261V260H93ZM143 261V260H142ZM144 261L143 262H141V264L142 263H144ZM180 261V263L179 264H182V260H179ZM32 262V261H31ZM34 262V261H33ZM155 262V261H154ZM156 263V262H155ZM35 264V263H34ZM43 264H47L46 262L45 263H43ZM50 264V263H49ZM53 264V263H52ZM147 264V263H146Z\"/></svg>", "mask_w": 264, "mask_h": 264}]
</instances>
